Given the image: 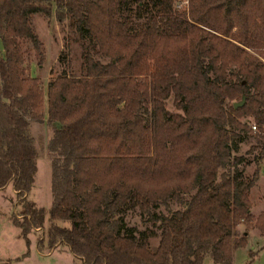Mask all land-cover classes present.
Instances as JSON below:
<instances>
[{
  "label": "trees",
  "instance_id": "1",
  "mask_svg": "<svg viewBox=\"0 0 264 264\" xmlns=\"http://www.w3.org/2000/svg\"><path fill=\"white\" fill-rule=\"evenodd\" d=\"M52 12L88 44L80 73L65 56L45 89L26 62L33 52L43 65L32 17ZM0 41V188L23 202L14 221L25 238L43 220L25 197L37 157L31 122L51 128L48 213L68 221L49 244L84 264H202L209 249L230 264L247 242L239 224L264 238V211H250L257 169L245 175L237 154L255 136V162L264 158V0H0ZM182 195L185 206L155 216L154 249L126 225L125 208L152 215Z\"/></svg>",
  "mask_w": 264,
  "mask_h": 264
},
{
  "label": "rangeland",
  "instance_id": "2",
  "mask_svg": "<svg viewBox=\"0 0 264 264\" xmlns=\"http://www.w3.org/2000/svg\"><path fill=\"white\" fill-rule=\"evenodd\" d=\"M176 3L183 5L186 0H176ZM33 25L43 42L45 60L43 65L38 66L33 52L26 62L27 72L38 76L44 88L45 80L50 81L60 73L66 56L70 60L72 72L80 73L79 67L82 61L81 52L88 42H83L73 29L68 26V19L60 21L56 18L55 12L50 16L43 13H35L32 17ZM28 44H24L27 46ZM0 50L2 44L0 41ZM61 55H64L60 59ZM167 107L177 110L171 99L167 100ZM252 122V117H247ZM45 123L31 122L30 129L35 139L37 157L35 159L34 180L31 186V193L37 194L41 202L52 199L51 191V161L47 156V145H44L43 130L46 131ZM49 130L51 128L47 125ZM52 132V131H51ZM259 141L255 136H249L239 143L237 154H242L245 161L238 165L245 175H252L257 169L255 184L250 190L251 208L250 211L257 215L264 211V158L258 164L255 156H258L260 149ZM234 167L220 168L221 171H229ZM9 184L0 188V262L10 261L11 264H84L82 259L74 255L64 243L56 242L49 244L50 231L55 224L67 225V220L52 221L49 213L43 210V220L39 227H34L28 233V238L22 234L21 227L16 224L14 217L20 219L24 210L23 202L17 198ZM12 189V190H11ZM29 190V191H30ZM28 191V192H29ZM27 192V193H28ZM25 195L26 199L31 196ZM188 195H182L181 199H168L152 206V215L143 213L138 206L133 205L124 210V220L127 226L133 227L137 236L148 242L151 249H154L160 237L159 220L155 218L159 214H168L172 210L185 206ZM31 203V201H29ZM50 219V220H49ZM245 229L247 242L244 246L235 249L232 263L230 264H264V246L259 230L255 226L246 227L241 223L237 226L238 234ZM250 251H252L250 253ZM202 264H224L214 262L210 249L207 250Z\"/></svg>",
  "mask_w": 264,
  "mask_h": 264
},
{
  "label": "crops",
  "instance_id": "3",
  "mask_svg": "<svg viewBox=\"0 0 264 264\" xmlns=\"http://www.w3.org/2000/svg\"><path fill=\"white\" fill-rule=\"evenodd\" d=\"M47 83H48V79L47 80H45V86L47 85ZM56 125H58V123H55ZM44 126H46L45 128H46V131H44L43 130V134H44V145L46 146L47 145V142H48V139H49V137H50V135H51V131L49 130V128H48V126H47V124L45 123L44 124ZM44 158H48L49 159V157H48V155L46 156V157H44ZM9 187H11V185L9 184V186L8 187H6V188H8V190H9ZM3 188V187H2ZM12 188V187H11ZM31 189V188H30ZM12 190V189H11ZM13 192H15L14 190H13ZM31 196V198L30 199H27L28 201H31V202H33L36 206H38V207H42V208H44V210H45V212H48V210H49V207L51 206V203H52V199L50 200V199H47V200H45L46 201V203L44 202H41V200H39V198H38V196H37V194H32L31 193V190L27 193V196ZM50 218V217H49ZM50 220V219H49ZM262 241L264 242V238H262ZM59 243H61V242H59Z\"/></svg>",
  "mask_w": 264,
  "mask_h": 264
},
{
  "label": "water",
  "instance_id": "4",
  "mask_svg": "<svg viewBox=\"0 0 264 264\" xmlns=\"http://www.w3.org/2000/svg\"><path fill=\"white\" fill-rule=\"evenodd\" d=\"M244 101H245V96H243L241 100H239V101H235V102H234V106H235V107H237V106H241V105L244 103Z\"/></svg>",
  "mask_w": 264,
  "mask_h": 264
},
{
  "label": "built area",
  "instance_id": "5",
  "mask_svg": "<svg viewBox=\"0 0 264 264\" xmlns=\"http://www.w3.org/2000/svg\"><path fill=\"white\" fill-rule=\"evenodd\" d=\"M252 128L255 129L256 128V125L255 124H252Z\"/></svg>",
  "mask_w": 264,
  "mask_h": 264
}]
</instances>
